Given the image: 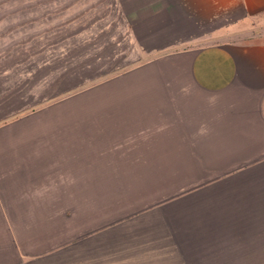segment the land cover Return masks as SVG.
Segmentation results:
<instances>
[{"label": "crops", "instance_id": "obj_1", "mask_svg": "<svg viewBox=\"0 0 264 264\" xmlns=\"http://www.w3.org/2000/svg\"><path fill=\"white\" fill-rule=\"evenodd\" d=\"M86 3L130 53L0 64V264H264V0Z\"/></svg>", "mask_w": 264, "mask_h": 264}, {"label": "rangeland", "instance_id": "obj_2", "mask_svg": "<svg viewBox=\"0 0 264 264\" xmlns=\"http://www.w3.org/2000/svg\"><path fill=\"white\" fill-rule=\"evenodd\" d=\"M88 1L0 0V56L4 55L0 57V64L28 59L32 51H39L45 46H52L54 49L62 39H67L65 44L71 45L76 40L69 37L77 32L83 33L86 39L96 33L98 37L95 36L93 44L106 48L103 55L111 56L122 52L124 57L125 53H130L131 45L126 38V27L114 23L108 25L111 22L109 10L80 8L82 4L87 5ZM66 21L70 24L59 26ZM101 28H105V31L98 34L97 31ZM111 38L117 39L114 40L116 45L111 44ZM240 38L246 43L260 39L249 34ZM24 53L29 55L25 56ZM123 57L119 59L121 61L117 62V66L124 64Z\"/></svg>", "mask_w": 264, "mask_h": 264}]
</instances>
